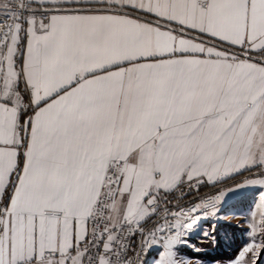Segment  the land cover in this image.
<instances>
[{"label":"snow or ice","instance_id":"obj_1","mask_svg":"<svg viewBox=\"0 0 264 264\" xmlns=\"http://www.w3.org/2000/svg\"><path fill=\"white\" fill-rule=\"evenodd\" d=\"M236 177L264 264V0H0V264H201Z\"/></svg>","mask_w":264,"mask_h":264},{"label":"rangeland","instance_id":"obj_2","mask_svg":"<svg viewBox=\"0 0 264 264\" xmlns=\"http://www.w3.org/2000/svg\"><path fill=\"white\" fill-rule=\"evenodd\" d=\"M226 183L223 189L230 198V204L214 220L206 222L187 237L189 245L199 248L200 253H194L191 247L182 249L184 255L201 264H214L215 261L227 264V258L234 248L242 239H246L247 219L258 201L259 194L253 188L233 187V191H228L229 183ZM205 232L208 233L207 237L204 236ZM157 255L156 250L151 252L147 264H153Z\"/></svg>","mask_w":264,"mask_h":264},{"label":"built area","instance_id":"obj_3","mask_svg":"<svg viewBox=\"0 0 264 264\" xmlns=\"http://www.w3.org/2000/svg\"><path fill=\"white\" fill-rule=\"evenodd\" d=\"M226 179L221 181L220 183L216 184L215 186L213 185H202L199 189L198 192L193 191L190 195H185L183 199H180L182 193H188L189 189L187 185H184L183 187L177 189L174 193L171 195L167 196V200L170 201L171 203L167 205L170 209L174 210L176 205L183 206V207H188L190 206L193 202L197 200V198H203L212 194H217L219 191H224L223 185H225ZM208 187H211L208 189ZM230 204V198L228 195L225 196L224 201L219 205L218 211L214 216H209L208 218L201 219L198 223L197 226H195L194 231H196L200 226L205 224L208 221L214 220L217 216V214L224 208H226ZM164 205L161 206V213L163 211ZM159 219V216L157 217ZM147 227H152V224L150 223ZM136 243H139L140 236L137 234L136 236ZM159 248V245L157 246ZM138 250V249H137ZM155 249L149 250L147 254H141L140 260L143 262V264H147L148 258Z\"/></svg>","mask_w":264,"mask_h":264},{"label":"crops","instance_id":"obj_4","mask_svg":"<svg viewBox=\"0 0 264 264\" xmlns=\"http://www.w3.org/2000/svg\"><path fill=\"white\" fill-rule=\"evenodd\" d=\"M245 175H248V173H246ZM227 179V183L226 184H228L229 183V187H227V189H233V187L235 188L236 187V185L239 183V179L241 180V178L240 177H236V179H231V178H226ZM186 185V184H185ZM183 187V186H182ZM226 189V190H227ZM174 193V192H173ZM172 194V193H171ZM171 194H169V195H171ZM168 195V196H169ZM228 195V194H227Z\"/></svg>","mask_w":264,"mask_h":264}]
</instances>
